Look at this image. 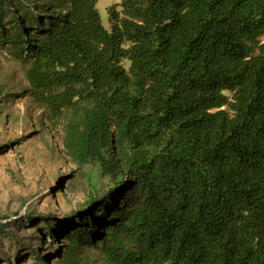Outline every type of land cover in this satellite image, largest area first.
Listing matches in <instances>:
<instances>
[{"label": "trees", "instance_id": "1", "mask_svg": "<svg viewBox=\"0 0 264 264\" xmlns=\"http://www.w3.org/2000/svg\"><path fill=\"white\" fill-rule=\"evenodd\" d=\"M96 1L0 0L4 96L84 183L26 214L34 264H264V0H118L108 29Z\"/></svg>", "mask_w": 264, "mask_h": 264}, {"label": "rangeland", "instance_id": "2", "mask_svg": "<svg viewBox=\"0 0 264 264\" xmlns=\"http://www.w3.org/2000/svg\"><path fill=\"white\" fill-rule=\"evenodd\" d=\"M118 0H97L102 25L108 29L107 7ZM264 40V34L260 37ZM0 264H34L31 251L49 242L41 231L44 221H28L27 213H68L83 200L84 183L74 165L57 156V139L39 124L42 111L33 108L18 61L0 52ZM36 131L29 127V108ZM47 125V124H46ZM23 217V218H22ZM46 241V243H44ZM44 243V244H43ZM52 260L55 257L50 258Z\"/></svg>", "mask_w": 264, "mask_h": 264}]
</instances>
